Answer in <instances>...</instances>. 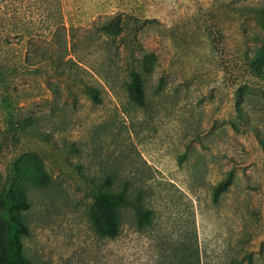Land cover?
<instances>
[{
  "label": "rangeland",
  "instance_id": "rangeland-1",
  "mask_svg": "<svg viewBox=\"0 0 264 264\" xmlns=\"http://www.w3.org/2000/svg\"><path fill=\"white\" fill-rule=\"evenodd\" d=\"M263 23L264 0H0V199L21 257L264 264ZM107 190L131 201L114 239L91 222Z\"/></svg>",
  "mask_w": 264,
  "mask_h": 264
},
{
  "label": "trees",
  "instance_id": "trees-1",
  "mask_svg": "<svg viewBox=\"0 0 264 264\" xmlns=\"http://www.w3.org/2000/svg\"><path fill=\"white\" fill-rule=\"evenodd\" d=\"M264 26V23H263ZM261 56V55H260ZM94 92V99L99 98L96 89L90 88ZM129 92L132 100L144 106L146 103L144 93V79L139 72H133L132 80L129 83ZM35 181L38 175L31 177ZM231 179L228 175L226 183L217 187L218 191L227 189ZM97 210L91 212V222L95 230L101 237L116 238L121 233L124 209L130 204V198L125 190H107L100 192L95 197ZM13 206L23 210L29 208V204L19 197L12 195ZM135 214L139 222H144L150 218L151 211L135 207ZM0 215L2 222H5L6 230L0 226V264H31L19 254L21 247V236L28 234L26 226L13 215V207L5 204L4 197L0 199Z\"/></svg>",
  "mask_w": 264,
  "mask_h": 264
}]
</instances>
